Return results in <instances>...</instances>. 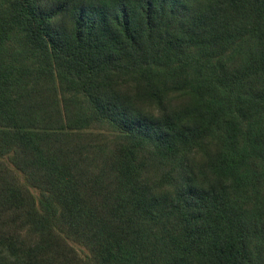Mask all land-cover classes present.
<instances>
[{
  "label": "trees",
  "instance_id": "16d2710c",
  "mask_svg": "<svg viewBox=\"0 0 264 264\" xmlns=\"http://www.w3.org/2000/svg\"><path fill=\"white\" fill-rule=\"evenodd\" d=\"M0 264H264V0H0Z\"/></svg>",
  "mask_w": 264,
  "mask_h": 264
},
{
  "label": "rangeland",
  "instance_id": "374dc122",
  "mask_svg": "<svg viewBox=\"0 0 264 264\" xmlns=\"http://www.w3.org/2000/svg\"><path fill=\"white\" fill-rule=\"evenodd\" d=\"M94 131H96V132L100 131L104 138L108 135V132H106V131L95 130V129H94ZM70 243H72V242H70ZM72 245L75 247V249L77 250L79 255L83 256V254L85 253V249L83 247L77 245V244H74V243H72Z\"/></svg>",
  "mask_w": 264,
  "mask_h": 264
}]
</instances>
